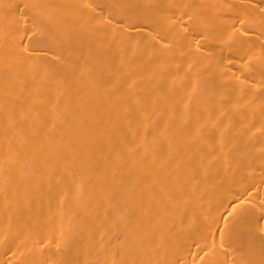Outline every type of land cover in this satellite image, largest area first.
Wrapping results in <instances>:
<instances>
[{"label":"bare ground","instance_id":"6f19581e","mask_svg":"<svg viewBox=\"0 0 264 264\" xmlns=\"http://www.w3.org/2000/svg\"><path fill=\"white\" fill-rule=\"evenodd\" d=\"M0 264H264V0H0Z\"/></svg>","mask_w":264,"mask_h":264}]
</instances>
